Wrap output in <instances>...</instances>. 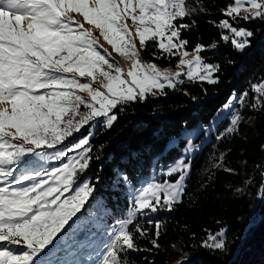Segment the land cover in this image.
I'll use <instances>...</instances> for the list:
<instances>
[{
  "label": "snow or ice",
  "instance_id": "6c2138e0",
  "mask_svg": "<svg viewBox=\"0 0 264 264\" xmlns=\"http://www.w3.org/2000/svg\"><path fill=\"white\" fill-rule=\"evenodd\" d=\"M193 11L187 0H0V264H136L128 257L143 251L138 240L149 237L141 220L154 226L149 243L161 248L163 222L150 217L183 202L191 170L187 157L199 147L191 137L185 154L162 173L176 179L129 185V207L110 230L99 223L90 227L78 215L96 191L82 176L93 161L90 128L111 129L118 106L176 89L182 77L220 82V65L201 56L209 46L187 50L182 32L190 25L181 21ZM222 12L230 19L217 25L221 40L246 54L255 33L235 25L238 18L264 22V0H231ZM101 38L131 59V69L119 66ZM149 41L167 57L179 55L177 68L187 71L145 67L141 50ZM254 91L253 107L264 108V83ZM242 119L235 114L227 133H237ZM82 129L86 134L74 135ZM200 130L207 134L210 128ZM51 161L58 163L50 168ZM119 178L129 184L126 175ZM226 234L227 229L209 232L200 247L225 251ZM184 264H191L187 255Z\"/></svg>",
  "mask_w": 264,
  "mask_h": 264
},
{
  "label": "trees",
  "instance_id": "16d2710c",
  "mask_svg": "<svg viewBox=\"0 0 264 264\" xmlns=\"http://www.w3.org/2000/svg\"><path fill=\"white\" fill-rule=\"evenodd\" d=\"M230 2L187 0L189 9L195 11L181 21L190 25L182 32L189 41L187 50L197 44L209 46L201 56L220 65L218 84L186 79L176 89L118 106L113 127H95L90 139L93 161L82 178L95 184V199H90L80 215L90 227L99 223L107 231L126 214L129 185L145 186L154 169L180 157V148L186 144L184 132L209 124L231 96L249 95L239 131L227 133L231 126L227 115L212 141L194 158L183 202L172 212L151 214V219L163 222L160 249L149 243L154 226L141 220L149 228V237L138 240L143 251L128 257L136 264H176L185 260V255L191 264H264V108L253 107L254 88L264 83V22L244 21L255 36L246 54H239L221 40L223 30L217 27L222 19H228L222 9ZM212 43L217 44L215 49L210 47ZM141 57L164 67L175 66L178 60L177 56L167 57L153 41L147 43ZM81 134H86L84 129ZM177 138L180 148L171 147ZM121 175L129 178V184L119 178ZM221 229H227L225 251L200 247L209 232Z\"/></svg>",
  "mask_w": 264,
  "mask_h": 264
},
{
  "label": "rangeland",
  "instance_id": "374dc122",
  "mask_svg": "<svg viewBox=\"0 0 264 264\" xmlns=\"http://www.w3.org/2000/svg\"><path fill=\"white\" fill-rule=\"evenodd\" d=\"M78 19H80L79 17H78ZM228 19H230V18H228ZM238 23L235 25V26H237V27H244V28H247L246 27V24H245V22L243 21V20H239V18H238ZM128 23H129V27L131 28L132 26H131V21H128ZM87 26V25H86ZM90 27V26H89ZM93 31H94V33H96V34H98V30H95V29H92ZM133 31H134V29H133ZM100 43L102 44V46H103V48H105V49H107L108 50V52H110V53H112V57H113V59L119 64V66L125 71V72H127L129 69H131V67H132V61H131V59H127V58H124V57H120L117 53H115L114 52V50L112 49V47L106 42V41H104L103 40V38H101L100 39ZM137 47L139 48V41H138V38H137ZM142 51H143V49L141 50V54H142ZM189 51V50H188ZM190 53H192V51H189ZM177 57H178V60H177V63H176V65L175 66H168V67H164V66H161V65H159V64H157V63H155L158 67H160L162 70H164V69H169V70H171V71H173V72H175V71H187V68H180V69H178L177 68V64H178V62H179V60H180V56L179 55H176ZM188 59L189 60H192V59H194V54H190L189 56H188ZM141 61H142V63L145 65V67H147V65L149 64V63H153V62H146V61H144L143 59H142V57H141ZM67 75H69V76H71V75H73V74H67ZM183 81L184 80H186L187 78L186 77H182L181 78ZM104 83H107V81H104ZM96 86H99V82H97V85ZM166 89H168V88H166ZM158 92V91H157ZM81 95H84L86 98H87V94L86 93H82ZM227 115H226V113L221 109L220 111H219V113L215 116V118H213V120L209 123V124H200V125H198L197 127H195L194 129H191V130H187L186 132H184V134H183V138L185 139V141H186V144H185V146L184 147H181L180 148V139H174L173 140V142L171 143V147L172 146H176V147H179L180 148V150H181V155H180V157L182 156V155H184L185 154V149L188 147V143H187V141H188V139H189V137H191V142H192V144H194V145H198L199 147L198 148H196V149H194L189 155H188V157H187V159H190L191 160V169H192V163H193V160H194V158L196 157V156H198L199 154H200V152H201V150L206 146V145H208L211 141H212V139H213V134L214 133H216V130H217V126H218V124L226 117ZM202 126H207V127H209L210 128V131L207 133V134H204L203 132H201V127ZM86 127H89V126H86ZM94 128L95 127H92L91 129H90V131L92 132V135H93V131H94ZM82 131V130H81ZM75 136H79V133L78 134H74ZM73 138H69V140H72ZM68 141H66V143H67ZM71 155V154H70ZM179 157V158H180ZM67 158H65V160H66ZM58 162L57 161H51V162H49L48 163V167H53V166H55L56 164H57ZM173 164V163H172ZM172 164H170V165H172ZM170 165H168V166H170ZM168 166H162V167H160L159 169H154V171H153V173H152V175H151V181L150 182H163L165 179H169V180H175L176 179V177L175 176H173V177H171V178H167L166 176H164L162 173H164V172H166V170H167V167ZM190 174H191V170H190V172H189V174H188V177H187V180H188V178H189V176H190ZM187 180H186V182H187ZM263 197H264V192H263ZM78 215H80V214H78ZM179 263H181V264H184V260H180L179 262H177L176 264H179Z\"/></svg>",
  "mask_w": 264,
  "mask_h": 264
},
{
  "label": "built area",
  "instance_id": "2783aa9c",
  "mask_svg": "<svg viewBox=\"0 0 264 264\" xmlns=\"http://www.w3.org/2000/svg\"><path fill=\"white\" fill-rule=\"evenodd\" d=\"M247 97L249 95L247 94ZM241 99L243 102H241ZM244 105H245V95H239L236 98V101L234 102H227L223 107V111H229V119L231 120L235 114L241 115V112L244 110Z\"/></svg>",
  "mask_w": 264,
  "mask_h": 264
},
{
  "label": "bare ground",
  "instance_id": "6f19581e",
  "mask_svg": "<svg viewBox=\"0 0 264 264\" xmlns=\"http://www.w3.org/2000/svg\"><path fill=\"white\" fill-rule=\"evenodd\" d=\"M232 97V96H231ZM236 98L237 97H232V98H230V100L228 101V102H234V101H236ZM247 98V97H246ZM245 98V105H244V107L246 106V100H248V99H246ZM225 113H226V115H228L229 116V111H224ZM179 264H181V263H179Z\"/></svg>",
  "mask_w": 264,
  "mask_h": 264
},
{
  "label": "water",
  "instance_id": "95a60500",
  "mask_svg": "<svg viewBox=\"0 0 264 264\" xmlns=\"http://www.w3.org/2000/svg\"><path fill=\"white\" fill-rule=\"evenodd\" d=\"M247 96H245V98H246Z\"/></svg>",
  "mask_w": 264,
  "mask_h": 264
}]
</instances>
